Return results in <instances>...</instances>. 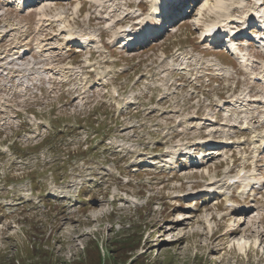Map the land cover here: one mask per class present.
I'll return each instance as SVG.
<instances>
[{
	"label": "rangeland",
	"instance_id": "rangeland-1",
	"mask_svg": "<svg viewBox=\"0 0 264 264\" xmlns=\"http://www.w3.org/2000/svg\"><path fill=\"white\" fill-rule=\"evenodd\" d=\"M165 1L0 0V264H264V53L204 39L264 6Z\"/></svg>",
	"mask_w": 264,
	"mask_h": 264
},
{
	"label": "bare ground",
	"instance_id": "bare-ground-1",
	"mask_svg": "<svg viewBox=\"0 0 264 264\" xmlns=\"http://www.w3.org/2000/svg\"><path fill=\"white\" fill-rule=\"evenodd\" d=\"M18 1V4H24L25 2L24 1H22V0H17ZM164 1V0H163ZM59 2V1H58ZM264 4V0H259L258 1V3L257 4ZM35 3H33L32 5H29V9L31 8V10H33L34 9V7H35ZM17 6V5H16ZM262 7V6H261ZM260 7V8H261ZM257 8V7H256ZM29 9H27V10H29ZM157 9V8H156ZM259 10V9H258ZM251 12V11H250ZM256 12V11H255ZM263 12H264V9H263ZM253 12L252 13H248V18H250V19H252L253 18ZM251 16H252V18H251ZM172 17V16H171ZM170 18V17H169ZM255 19V18H254ZM226 20V22H229V23H231V21L233 22V19L231 18V16L229 15L228 17H227V19H225ZM248 19H246L245 21H243V24H245V23H247L246 21H247ZM223 22H225V21H220V22H213V23H211V24H207V26H206V34H208L209 33V31H210V29L213 27V26H215V25H217L218 23H220V25H222L223 24ZM239 23V22H238ZM259 23H262V22H259ZM226 25V24H225ZM232 26V25H231ZM264 26V25H263ZM150 29V28H149ZM130 33V32H129ZM156 34L158 35L159 33L158 32H156ZM205 34V36H207ZM130 35V34H129ZM155 35V34H154ZM157 35H155V36H157ZM84 40H86V39H84ZM83 40V41H84ZM259 40H263L264 41V38H261V39H259ZM73 41H76L77 42V40H76V38H73ZM221 42V41H223V39L221 40H218V42ZM262 41V42H263ZM231 42H232V40H231ZM247 41H244L243 43H246ZM73 43H75V42H73ZM249 43V42H248ZM27 46H29L28 44H26L25 46H23V47H21V48H24V49H26V50H28L27 48ZM21 48H18V50L19 49H21ZM19 53V52H18ZM247 54L244 52V54L242 55V58H245V56H246ZM248 62V61H247ZM248 64V63H247ZM251 66V65H250ZM254 67V66H253ZM254 68H256V67H254ZM212 120H214V118L212 117V116H210V115H208V117H207V121H212ZM198 144V143H197ZM192 146H194L195 145V143L194 144H191ZM195 148H198V147H195ZM191 149H194V147H191L189 150H191ZM185 154V153H184ZM147 159V158H146ZM146 159H140V161H146ZM195 163V162H194ZM161 166H163V165H159L158 167H161ZM210 183H214V182H210ZM210 186H211V184H210ZM235 205V207H238L239 205H238V203H234ZM236 229V228H235ZM233 233V232H232Z\"/></svg>",
	"mask_w": 264,
	"mask_h": 264
}]
</instances>
